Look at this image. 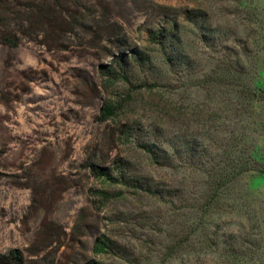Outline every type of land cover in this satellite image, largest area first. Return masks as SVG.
<instances>
[{
  "label": "rangeland",
  "instance_id": "obj_1",
  "mask_svg": "<svg viewBox=\"0 0 264 264\" xmlns=\"http://www.w3.org/2000/svg\"><path fill=\"white\" fill-rule=\"evenodd\" d=\"M1 4L0 254L264 264V0Z\"/></svg>",
  "mask_w": 264,
  "mask_h": 264
},
{
  "label": "trees",
  "instance_id": "obj_2",
  "mask_svg": "<svg viewBox=\"0 0 264 264\" xmlns=\"http://www.w3.org/2000/svg\"><path fill=\"white\" fill-rule=\"evenodd\" d=\"M0 0V22H1V17L4 15V10L2 8ZM166 37V32L163 31H158L155 32L150 36V40L154 43H160L162 39ZM20 43V38L16 37L15 35H10V34H3L0 38V44L6 45L8 47L14 48L17 47ZM126 57H117L114 59L113 63L118 66V70H113L111 69L110 65L109 66H101L100 70L101 73L114 78L118 77L119 75L124 74V70L126 67ZM102 113L100 115V121H105L108 117L113 115V108L109 106H104L101 109ZM90 172L98 178H105V179H111L109 172L107 169H103L100 167H89ZM100 245V241L97 240L94 246L95 251L98 250V247ZM0 264H22V256L20 251L18 250H11L7 254H0Z\"/></svg>",
  "mask_w": 264,
  "mask_h": 264
}]
</instances>
